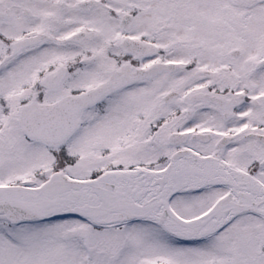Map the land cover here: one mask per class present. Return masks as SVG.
Returning a JSON list of instances; mask_svg holds the SVG:
<instances>
[{"label": "snow or ice", "instance_id": "obj_1", "mask_svg": "<svg viewBox=\"0 0 264 264\" xmlns=\"http://www.w3.org/2000/svg\"><path fill=\"white\" fill-rule=\"evenodd\" d=\"M0 264H264V0H0Z\"/></svg>", "mask_w": 264, "mask_h": 264}]
</instances>
